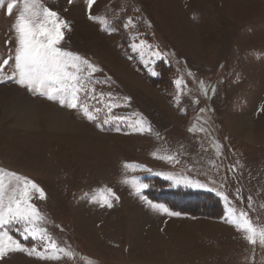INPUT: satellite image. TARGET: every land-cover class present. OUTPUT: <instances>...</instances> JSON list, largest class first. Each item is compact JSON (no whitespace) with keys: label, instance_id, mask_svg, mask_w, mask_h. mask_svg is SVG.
<instances>
[{"label":"rangeland","instance_id":"374dc122","mask_svg":"<svg viewBox=\"0 0 264 264\" xmlns=\"http://www.w3.org/2000/svg\"><path fill=\"white\" fill-rule=\"evenodd\" d=\"M7 2L0 9V61L14 55L15 47L11 26L18 10L9 17ZM43 3L71 24L60 46L103 69L96 73L100 79L111 78V85H99L98 90L130 98L127 106L114 111L129 122L143 116L152 132H134L123 125L119 132L109 125L102 131L74 111L32 98L14 83L0 85V170L27 177L44 189L46 199L33 203L47 217L46 227L57 242L75 253L59 262L13 253L0 264H264V248H253L241 232L223 222L225 202L214 192L176 187L154 174L185 171L204 182L215 179L217 186L226 175L223 190L229 199L238 208L246 207L252 195L256 211L250 215L264 224V209L259 207L264 204V112H258L264 105V0H97L94 15L112 19L120 14L115 19L118 31L111 35L87 18L85 0ZM122 6L126 14L120 13ZM139 15L151 24L137 23L140 38L168 54L148 66L158 76H152L130 49L137 31L122 27L124 19ZM5 67L12 71L11 64H0ZM180 76L191 93L177 107L174 80ZM200 81L209 88L215 85V94L201 95ZM194 99L200 103L194 104ZM201 108L211 111L201 114ZM202 115L210 117L212 137L222 145L220 157L209 137L189 132ZM172 153L180 164L157 158ZM210 160L219 164V173ZM124 163L142 165L152 173L126 171ZM233 164L235 176L227 171ZM132 177L151 186L147 195L201 194L208 211L195 216L180 211L181 217L155 213L121 182ZM105 186L119 196L111 209L88 200ZM237 187L244 204L235 199ZM13 234L22 239L18 232Z\"/></svg>","mask_w":264,"mask_h":264},{"label":"snow or ice","instance_id":"6c2138e0","mask_svg":"<svg viewBox=\"0 0 264 264\" xmlns=\"http://www.w3.org/2000/svg\"><path fill=\"white\" fill-rule=\"evenodd\" d=\"M72 2L73 0H68L69 4ZM85 2L87 18L90 21L100 24L102 31L109 35L118 31L115 19L120 18V14L114 13L112 19L107 15H94L92 10L97 4V0H85ZM4 7L5 0H0V9ZM14 10H18L11 26L15 39L14 55L0 61V64L4 66L11 64L13 67L10 73L6 71V67L0 68V85L6 86L8 83H14L24 89L32 98L46 100L65 110L74 111L79 117L95 123L102 131L105 125H109L119 132L123 125L131 128L134 132H152L150 123L143 116H138L137 119L129 122V117L118 115L114 111L122 105L127 106L130 103V98L98 90L99 85L113 83L110 77L100 79L96 76V73H101L103 69L85 56L60 46L64 41L65 31L72 30L69 21L61 17L57 11L46 6L43 0H8L6 14L13 17ZM135 11L140 13L141 9L137 7ZM126 12L127 7L122 6L120 13L126 14ZM139 21H143L148 27H151L150 22L145 21L142 15L136 18L127 17L123 20L122 27L126 31H137V34L132 37L133 42L130 44V49L133 53H138L141 62L148 67L156 60L166 59L168 54L162 53L158 46L154 47L148 41L140 38L137 29ZM146 53L148 54L146 55ZM128 58L132 59L131 56ZM148 71L152 76L159 75L153 67H148ZM187 75L195 79L191 71H188ZM174 85L176 88L175 103L179 107L181 98L190 94L191 89L188 88L183 76L176 78ZM199 91L201 95L207 97L209 91L215 94L216 86L213 85L209 88L203 81H200ZM193 103L199 104L200 101L194 99ZM199 111L201 114H207L211 110L201 108ZM258 112H264V105L258 108ZM209 119L210 117L205 115L198 117L195 124L189 128V132L209 137L216 157H220L223 155L222 145L212 137ZM157 138H159V134H157ZM157 158L173 166L181 163L176 153L160 155ZM209 163L211 168L219 173V164L213 160H210ZM123 168L126 171L142 170L152 173V169L142 165L124 163ZM187 171H191V169H187ZM227 171L232 172L235 176L238 169L233 164L227 166ZM154 174L163 175L165 180L171 181L176 187L183 186L214 192L225 202L223 222L241 232L243 238L253 248L257 245L264 248V224L257 223L250 215V212L256 211V201L252 195H248L246 207L238 208L223 190L227 184L228 177L226 175L217 186L215 179L204 182L186 175L185 171ZM121 182L129 186L134 195L153 212L164 214L167 217L183 215L182 212L174 210L165 203L154 202L150 199L146 194V190L151 187L148 183L136 177L123 178ZM34 199H46V193L39 184L22 175L0 170V261L13 253H23L41 261L59 262L66 258H74L75 253L71 246H61L49 232L46 227L47 217L33 203ZM235 199L241 204L245 203V197L242 195L240 187L235 190ZM88 200L101 208L111 209L114 202L119 201V196L112 188L105 186L96 189L94 194L88 196ZM259 207L264 209V204H260ZM14 232H18L22 239L16 238ZM26 241L34 243L26 244L24 243Z\"/></svg>","mask_w":264,"mask_h":264},{"label":"trees","instance_id":"16d2710c","mask_svg":"<svg viewBox=\"0 0 264 264\" xmlns=\"http://www.w3.org/2000/svg\"><path fill=\"white\" fill-rule=\"evenodd\" d=\"M154 193L149 191L148 195L155 201L168 204L174 210L182 211L188 215L208 211L203 204L201 194L180 193L175 191H166L159 196H154Z\"/></svg>","mask_w":264,"mask_h":264},{"label":"bare ground","instance_id":"6f19581e","mask_svg":"<svg viewBox=\"0 0 264 264\" xmlns=\"http://www.w3.org/2000/svg\"><path fill=\"white\" fill-rule=\"evenodd\" d=\"M249 132V131H248ZM246 133V132H245ZM249 134V133H248ZM245 135V134H244ZM250 135V134H249ZM248 135V138H251V136Z\"/></svg>","mask_w":264,"mask_h":264},{"label":"crops","instance_id":"0c3cea01","mask_svg":"<svg viewBox=\"0 0 264 264\" xmlns=\"http://www.w3.org/2000/svg\"><path fill=\"white\" fill-rule=\"evenodd\" d=\"M156 240V239H155Z\"/></svg>","mask_w":264,"mask_h":264}]
</instances>
